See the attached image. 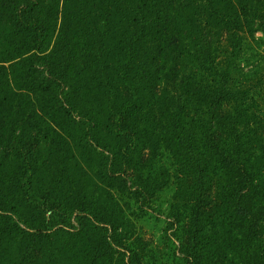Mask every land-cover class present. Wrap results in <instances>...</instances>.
Here are the masks:
<instances>
[{
	"label": "trees",
	"instance_id": "1",
	"mask_svg": "<svg viewBox=\"0 0 264 264\" xmlns=\"http://www.w3.org/2000/svg\"><path fill=\"white\" fill-rule=\"evenodd\" d=\"M90 1L0 0V23L9 22L1 31L15 29L1 66L17 59V81L42 114L26 122L48 123L37 135L48 137L61 114L72 155H96L130 198L127 208L107 192L102 205L83 193L67 198L64 215L79 227L64 238L84 242L82 264H145L126 215L134 200L136 215L166 217L184 264H264V0H100L97 11ZM111 10L134 27L117 29L114 49ZM14 105L0 163L16 150L30 179L34 147L20 130L27 106ZM165 190L172 195L155 211ZM32 230L18 234L34 245L41 229ZM40 254L20 251L19 264H39Z\"/></svg>",
	"mask_w": 264,
	"mask_h": 264
},
{
	"label": "rangeland",
	"instance_id": "2",
	"mask_svg": "<svg viewBox=\"0 0 264 264\" xmlns=\"http://www.w3.org/2000/svg\"><path fill=\"white\" fill-rule=\"evenodd\" d=\"M89 3L91 11H97L104 5L101 4L100 0H92ZM110 12L112 16L111 19H107V22L116 27V31H111L112 37L106 38V40L110 44V48L114 49L115 42H117L116 36L119 35L117 29L128 30L129 32V30H134V27L132 21L123 17L121 13L113 10ZM0 15H4V12ZM6 20L7 17L5 16V21L0 23V50L4 49L7 39L13 35L10 32L15 31V29H11L7 34L9 22H6ZM4 24L7 31H1V26H4ZM258 35H261V33H258ZM1 64L0 92L5 98L2 100L0 95V132L7 135L11 112L15 109L14 104L17 103V100L20 101L22 108L27 106V117L20 130H24V136H28L29 141L33 143L32 168L35 170L30 169L32 173L30 176L32 190H27L26 181L29 182L30 179L26 175L25 177L22 176L20 172L19 167L22 170L25 169L24 165L17 160L19 159L17 151L15 150L11 156L6 157L4 163H0V264H19L17 253L25 249L28 252L38 251L41 253L37 259V261H40L39 264H45L48 261L49 264L52 261L53 264H82L84 242L74 239L68 240L64 238L66 234H63L65 233L63 229H74V226L79 227L76 216L66 215V213L64 215L62 207L65 206L67 198L72 201L73 198L79 197L83 193L86 194L87 200L96 205H102L108 196L107 193H109L112 197L115 196L125 208L128 207L130 198L128 195L122 194L124 189L121 183L119 184L115 179H112L108 173L102 175L98 164L99 158L97 159L96 155L91 159H85L80 154L78 156L72 155L73 149L68 146L65 140L66 132L61 129H67L66 125L68 124L58 112L55 120L61 125L60 129H51L48 137L44 134H41V138L37 137L40 134L39 132L43 133L45 131L42 127L48 128V123H37L35 125L29 123L32 121L31 119L38 118V114L39 117L42 114L38 112L34 114L32 106L37 108L38 105L33 100L28 101L25 86L17 81V59L3 63V66ZM8 79L11 84L6 86ZM59 96L61 98L62 95ZM48 121L53 120L48 118ZM58 133L64 136L65 149L57 146ZM68 142L71 146L74 143L72 139H68ZM63 150L68 151L69 156L72 158H66L68 155L64 158L61 155ZM27 191H30L32 199H37L36 202L30 203L27 200L28 196L25 195ZM171 195V191L159 192L155 197L158 200L156 199L151 204L152 209L154 208L155 211L156 208L159 209L161 199L166 201L170 199ZM137 207V203L132 200L131 208L127 209L126 215L130 218L129 227L135 230V237L140 236L142 242L145 243L143 247L146 252L143 254L144 263L184 264V260L178 252L177 244L179 242L176 241L175 237H168V234H172L174 229L166 231L168 225L166 217L156 212H154L155 214L148 213L143 216L136 215L135 212L138 213ZM32 227L43 230L38 231L39 237L34 245L28 237L24 238L18 234L19 229L28 232L33 231ZM87 231L93 239H97L93 226H89ZM48 234H51L52 241L48 239ZM139 242H141L140 239ZM92 244L100 247L102 251L106 248L100 239ZM115 248L117 247L115 246ZM120 249L122 248L120 247ZM55 251L60 255L52 259V253ZM112 256L115 260L119 256V251L114 252ZM64 260L65 262L62 263Z\"/></svg>",
	"mask_w": 264,
	"mask_h": 264
}]
</instances>
